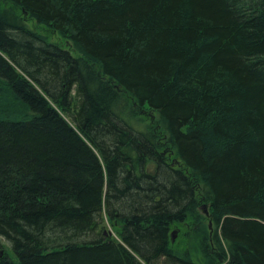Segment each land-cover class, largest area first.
<instances>
[{
    "label": "trees",
    "instance_id": "obj_1",
    "mask_svg": "<svg viewBox=\"0 0 264 264\" xmlns=\"http://www.w3.org/2000/svg\"><path fill=\"white\" fill-rule=\"evenodd\" d=\"M0 251L264 264V0H0Z\"/></svg>",
    "mask_w": 264,
    "mask_h": 264
},
{
    "label": "rangeland",
    "instance_id": "obj_2",
    "mask_svg": "<svg viewBox=\"0 0 264 264\" xmlns=\"http://www.w3.org/2000/svg\"><path fill=\"white\" fill-rule=\"evenodd\" d=\"M26 18V17H25ZM26 25L28 28H30L33 31H37V32H42V29L35 23V21H30V19L26 20ZM145 113L142 114V117H137L135 118V121H138V124L140 126H138V128H142V129H151V127H153L155 124L157 125V118L154 117V115H152L150 112H147L146 110H144ZM202 204V202L200 203V205ZM203 205V204H202ZM205 206V205H203ZM200 213L202 212V209L200 208ZM204 214V213H203ZM179 231L181 232V228L177 227L176 225L173 226V228L170 231V235L172 234V232H175L174 235V239L171 238L172 242L177 243V240L179 239ZM106 236H111L113 238H117L114 229L111 226H106V229L104 230ZM182 238V237H181ZM3 244L6 245V243L3 242Z\"/></svg>",
    "mask_w": 264,
    "mask_h": 264
},
{
    "label": "water",
    "instance_id": "obj_3",
    "mask_svg": "<svg viewBox=\"0 0 264 264\" xmlns=\"http://www.w3.org/2000/svg\"><path fill=\"white\" fill-rule=\"evenodd\" d=\"M172 239H174V235H175V232H172ZM1 254H2V251H0V256H1Z\"/></svg>",
    "mask_w": 264,
    "mask_h": 264
}]
</instances>
